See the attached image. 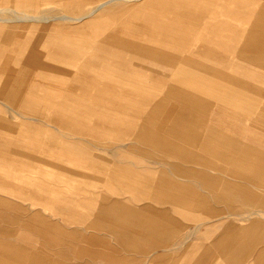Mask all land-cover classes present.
I'll return each instance as SVG.
<instances>
[{
	"label": "crops",
	"instance_id": "1",
	"mask_svg": "<svg viewBox=\"0 0 264 264\" xmlns=\"http://www.w3.org/2000/svg\"><path fill=\"white\" fill-rule=\"evenodd\" d=\"M97 2L92 0L83 13ZM222 3L227 9L216 11L212 15L215 20L210 24H226L223 31L232 33L224 34L229 38H238L234 34L243 37L241 45L247 51L242 52L252 55L254 59L249 58V61L254 67H263L264 62L259 60L257 52L249 50L264 51V0H223ZM114 4L101 6L94 14L97 17L81 19L84 21L58 17L41 22L5 20L4 46L12 40L17 51L24 47L13 58L11 54L4 55L6 64L0 68V85L5 92L17 98V103L33 104L36 103L34 98L17 97L16 86L36 88L53 82L66 85L84 81L89 75L85 69L90 66L83 60L72 75L56 76L52 65L44 73L45 70L37 67V51L57 52L78 59L89 51H184L183 39L179 33L177 35L182 24L174 21L171 28L166 17L169 0H143L144 6L138 13L141 19L133 17L129 23L116 24L119 15ZM173 7L174 12L179 11L182 16V0H175ZM92 19L94 22L89 23ZM72 21L78 24H71ZM234 21L237 24L234 25ZM8 23L15 24L8 27ZM30 25L36 26L33 37L21 30V26L29 28ZM116 26L127 30L129 35L133 33L131 36L138 37L142 33L143 38L139 40L142 43L135 38L133 47L126 42H122L125 45L122 46L124 34L121 36ZM85 29L88 38L84 35ZM173 31L176 32L174 37ZM8 34L11 37L7 39ZM201 34L210 41V33L200 31ZM60 39L65 43L80 39L81 47L72 49L70 43V51H57L54 46L57 47L55 43ZM218 40L211 42L220 46ZM92 42L93 47L88 48ZM34 51L36 57L32 55ZM114 63L117 65L112 69L115 76L98 68L93 76L89 75L94 83L89 87L85 85L83 95H60V101L52 102L59 106L48 107L53 111L47 113L55 114L53 119L62 121L64 141L58 143L57 139L49 137V143L44 145L47 148L32 149L60 151L65 153L64 161L40 156L37 161L24 160L30 169L24 176L21 174L20 179L16 176L14 187H9L14 190L11 194L3 193L0 177V264H82L71 260L82 255L90 256L93 264L264 262V148L261 147L264 144L257 137H248L257 133V128L264 129V72L248 70L252 80L234 73H222L221 79L218 75L210 79L207 98L210 99V117L206 119L183 106V99L193 101L194 94L168 95L167 80L159 78L158 85L152 87L147 81H137L131 74L124 76L119 69L123 61ZM179 69L174 76V88L182 84L199 87V79L183 76ZM119 81L125 85H118ZM197 103L191 102V106L205 110ZM25 111L34 114L37 110L27 107ZM226 112L243 115L252 122L235 126L232 123L233 131H227L229 125L220 116ZM31 119L36 118H27ZM58 129L60 126L56 127ZM30 130L38 136L43 134L33 127ZM84 134L97 138L92 146L98 152L88 147ZM106 153L110 158L104 155ZM107 163L113 165L109 171L105 169ZM76 165L98 166L107 176L106 188L78 186L74 190L72 185H67L64 179L76 173L71 167ZM4 183L7 190L6 179ZM69 194H81L78 206L87 211L77 212L71 205H58L66 211L65 221L73 224L67 228L61 221L54 220L47 209L48 203ZM213 201L223 204L213 206ZM192 210L202 213L189 212ZM239 215L245 219L255 218L249 222L233 218ZM4 222L32 227L43 244L58 247L57 250H46L33 243H15L18 229L3 226ZM99 230L108 232L118 245L110 244L109 236L97 235ZM217 231L219 234L206 244L194 241L208 239ZM69 241L76 243L72 253L61 248Z\"/></svg>",
	"mask_w": 264,
	"mask_h": 264
},
{
	"label": "rangeland",
	"instance_id": "2",
	"mask_svg": "<svg viewBox=\"0 0 264 264\" xmlns=\"http://www.w3.org/2000/svg\"><path fill=\"white\" fill-rule=\"evenodd\" d=\"M91 1L92 0H0V6H10L16 8L19 12H21L22 10H26L30 13L38 11V14H52L54 16L60 14V12H66L71 15H78L87 10L86 8L89 6V3ZM222 1L223 0H182V5L184 7H182L183 13L181 16L179 14V11L177 13L174 12L173 5L175 4V0H169V5L166 4V17L171 23V28H174V21H176L177 23L180 22L182 24V30L177 32V35L179 33L180 37L183 39L184 51H142V49H140V51H123L122 53L113 51H89L85 53L81 59H78L76 56L72 58L66 55H59L60 53L57 52L51 54L48 51L46 54V52L37 51V67H39L40 70H45L44 73H46V69H50V67L48 66L52 65L51 67L54 68V72L59 73L60 69H63L61 75L69 76L73 74V71L80 66V62L81 60H83L84 63L90 66L89 69H85V73H87V75L89 73V75L93 76V74L98 71L97 69L101 68L99 69L100 71H103L108 75L112 74L113 76H115L116 74L112 69L117 65L114 62L120 60L124 62L119 66V69L122 71L124 76L131 74V76L135 77L137 81H142V83L144 81H147V83H149L152 87L158 85L159 78L165 79L167 80L165 88L168 95H174V93L178 94L179 92H184V94H194L196 97H194L193 101L192 99L190 101H186L185 99H183V106L188 109L192 108L193 111L198 112L199 115L202 116V118L207 119L210 117V99H207L208 96H210V79H214L215 75H218L221 79L222 73H234L236 75L242 76L246 80H252L254 78L249 76V74L252 75V73H248V70L253 72V70L255 69V73L259 74L262 71L264 72V66L254 67V65L251 64L252 62L249 61V58L254 59L253 57H251L252 55H247L246 53L248 52H242L243 50H245L242 47L243 45H241L244 40L243 37L241 38L239 37V34L233 33L234 35H238V38H229L224 34L232 35V33L223 31L224 27H227L226 24L223 25L218 22L210 24V22L215 20V16L212 15L216 11L219 12V10L227 9V7L223 5ZM138 3H140V0L136 2H126V5L132 6ZM17 5H20L22 7H15ZM69 5H71V7ZM128 11H130V9ZM3 14H5L4 16H11V14L8 13ZM127 16L128 15H123L122 17L119 16V19H125ZM120 20L115 21L114 24H116L117 22L120 23ZM14 24L8 23L7 26H14ZM71 24H78V22L72 21ZM233 24H237L236 21H234ZM23 27L24 26H21V30H26V34H29V28ZM90 30L93 29L91 28ZM200 31L201 33L202 31L204 33H210V41L202 38V34L200 36ZM175 33L176 32L174 31L172 32L173 37ZM84 35L86 38H88V30L86 33H84ZM28 36L30 37V34ZM128 38L130 37L123 36L120 44H122V46H125L122 42H126L128 45H132L133 47V42L135 41V39ZM217 39H219L218 42H220V46H216L215 43L213 44L211 42ZM139 40L141 39L138 38L137 41L140 42ZM10 41L11 42L6 46L0 43V68H2L6 64V58H4V55L6 53L11 54L10 58H13L17 56L19 51H22L24 49L23 47L22 49H19L17 51V45L12 40ZM249 51H252V53L253 51L254 53L257 52V57L259 58V60L261 59L264 62V55H261L262 53H264V51H259L256 49ZM34 54L36 57V51H34L32 55ZM243 54H245L246 57L243 56ZM239 63L240 66L238 65ZM106 65H109L110 67ZM178 69L182 71V73L180 74H182L183 76L187 74L189 75V77L193 76V79L196 78L195 80L199 79V87L196 88L195 86L182 84L181 87L178 86L177 88H174L173 85L174 83H176L174 76L176 75V71ZM89 75L84 79V81L70 82L66 85H59L57 84V82H53L50 84L46 83L47 85L43 84L36 88L25 85L16 86L15 89L18 91L17 97H26L31 99L34 98L33 100L36 101V103L26 105L15 102L17 98L10 97L9 93L5 92L3 87L0 85V177H2L3 180V184L1 185L3 193H5L6 191L8 194L14 193V190L10 189L9 187H14L16 176L20 179L24 173H28L30 167L25 166L24 160L37 161L40 160L39 158L48 157L52 160L64 161L62 157L65 153L53 150L35 151L32 148H45L46 146L44 145H47V143H49V141L47 140L49 137L52 139H57L58 143H63L65 137H63L61 134L63 132V127L61 125L62 121L60 122L54 120L53 117L55 116V114L49 115L47 111L53 110L48 109V107L50 108L59 106V104L52 102L60 101V95L61 97L68 96V94L83 95V93L85 92V85L89 87L88 85L94 83L91 80V76ZM107 77L110 78L109 76ZM123 81H126V79L123 78ZM120 82L121 81H119L117 84L125 85L124 83ZM197 101V105L205 108V110L196 109L191 106V102ZM5 104L11 106L15 112L13 110L7 109ZM192 105L196 106L195 103H193ZM27 107H34L37 110L36 113L27 114L25 111V108ZM220 116H223V120L226 122V124L229 125L227 127V131H233V127L237 123L241 125H247L252 122L251 119H248L243 115H239L236 113L232 114L230 112H226L221 113ZM29 117H34L36 119L27 120V118ZM46 122L49 123V126L45 125ZM232 123L234 126L230 125ZM28 125L30 127L27 130L26 126ZM58 125L61 128L60 130H56V127H59ZM32 127L35 129H39L40 133L43 134H40L38 136L37 134L32 133L30 130V128ZM254 135H250L248 137H257L261 139L262 144H264V129L257 128V133H255ZM84 137L85 139H87L86 141L88 147H90L93 152H98L95 149V146H92L93 143H96L97 138L90 134H84ZM261 147L264 148V145ZM21 149H24L26 152L21 151ZM104 155L110 158L109 154L106 153ZM38 156L40 157L37 158ZM71 167L76 173L72 174L71 177H65L64 180H66L65 182L67 185H72L74 190L78 186H85L90 188L99 186L101 188H106L105 181L107 179V176H105V174H103L99 170L98 166L83 167L76 165ZM112 168V163L105 164L106 170L109 171ZM5 179L7 180V190H5ZM78 197H81V194H69L65 198L61 197L56 201H51L50 203H48L49 208L47 209V213L52 216L54 220L61 221L63 226L67 228L73 227L71 226L73 225L72 223L69 224L65 221L67 216L66 211L58 208L57 206L60 204H66L71 205L73 207L72 209L76 210L77 212L87 211L85 207L78 206V204L81 203ZM222 204L223 202L221 201L212 202L213 206H221ZM63 212H65V214ZM189 212L202 213L200 210H192ZM62 217L64 218V220H62ZM233 218L241 222H249L255 217L252 216L245 219L239 215ZM262 219L264 220V218ZM18 225L19 224L9 222L3 223V226H6L8 228L14 227V229H18L16 231L18 232L19 236L17 240L14 241L15 243H33V245H35L36 247L38 245L43 246V248L46 250H57L58 247L56 248L55 246L51 247L49 245H45L46 243L43 244V240L37 237V235L33 232L32 227L28 225L19 227ZM219 232L220 231L215 232L212 237L208 239H194V241H201L206 244L209 242V240L211 241L215 235H218ZM97 233V235L101 237L109 236V233L105 230H99ZM109 237L108 242H110V244L112 243V245L117 246L118 242L111 236ZM61 248H64L65 250L68 249L70 250V253H72V248H76V243L69 241L67 243H63L61 245ZM71 260L76 263L93 264L92 258L88 255H82L79 258L72 257ZM247 264H253L252 260L247 262ZM258 264H264V262Z\"/></svg>",
	"mask_w": 264,
	"mask_h": 264
},
{
	"label": "bare ground",
	"instance_id": "3",
	"mask_svg": "<svg viewBox=\"0 0 264 264\" xmlns=\"http://www.w3.org/2000/svg\"><path fill=\"white\" fill-rule=\"evenodd\" d=\"M18 1V0H17ZM136 2V1H139V0H99L94 6H92V8H90L86 13H83V14H78V15H71V14H68L66 12H61L60 14L54 16L52 14H38L37 12L38 11H35V12H27L26 10H22L21 12H19L16 8H13V7H10V6H0V43H2V45H4V43L6 42V39H5V35H4V31L2 30V28L4 27L3 26V22L5 20H11V21H34V22H41V21H46V20H50V19H53V18H61V19H66V20H75V21H84V20H81V19H87L88 17H91L93 16L96 11H98L101 6L105 5V4H111V3H116L114 5H116V9H117V13L120 17H122L123 15H128L125 19H122L120 20V22H124V23H129L130 21H132L133 17L136 19V18H139L141 19V17H138L141 16V14H138L139 11H141L142 7L144 6L143 5V0H140L141 1V4H135V5H132V6H128L126 5V2ZM13 5V4H12ZM139 5H141L140 7L141 8H138ZM130 9V11H128ZM40 12V11H39ZM3 13H8V14H11V16L9 17L8 15L4 16L5 14ZM41 13V12H40ZM6 17V18H5ZM94 17H97L94 15ZM119 17V18H120ZM90 19V18H89ZM95 19V18H94ZM94 19L92 20H88L89 23H92L94 22ZM86 22V23H88ZM85 22H83L82 25H84ZM29 27V26H28ZM31 27H34L33 29ZM117 28V26H116ZM133 30L136 31L135 27H132ZM118 29V28H117ZM28 30V29H27ZM29 34L32 35V37L34 36V34L36 33V26L34 25H30L29 27V30H28ZM118 33L120 35L124 34V36H130L132 39H135L137 38L136 40H138V38L142 39L143 38V35L142 33L137 36H131L133 35V33H130L129 35V32L127 30H121V29H118L117 30ZM28 34V35H29ZM7 39L10 38L11 36L8 34L7 36ZM9 42H11L10 40H8ZM27 44H26V47L29 43V39L26 40ZM70 43L71 41L68 43H65L64 40H59V42L55 43L57 45L54 46L55 50L57 51H70V49L72 48H76V47H81L80 46V39L78 40H75L73 41L71 44H73V47L70 46ZM93 44L94 42L92 43H89L88 45V48L90 47H93ZM67 47H71L69 49H67ZM53 48V49H54ZM52 49V48H51ZM78 51V50H76ZM80 51V50H79ZM62 53V52H61ZM54 75L58 76V75H61L62 72L60 71V73H53ZM10 107V106H9Z\"/></svg>",
	"mask_w": 264,
	"mask_h": 264
}]
</instances>
